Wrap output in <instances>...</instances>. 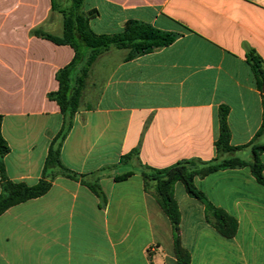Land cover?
I'll return each instance as SVG.
<instances>
[{
	"label": "crops",
	"instance_id": "0c3cea01",
	"mask_svg": "<svg viewBox=\"0 0 264 264\" xmlns=\"http://www.w3.org/2000/svg\"><path fill=\"white\" fill-rule=\"evenodd\" d=\"M63 0H0L1 135L9 147L7 178L27 186L41 178L62 117L56 73L74 57L60 37ZM96 12V35L142 22L176 35L170 45L128 58L111 48L85 80L79 109L60 150L64 167L97 181L105 203L79 181L56 177L43 196L0 215V264H179L171 224L135 164L162 169L215 157L220 107L228 110L230 145H248L262 121V93L247 63L264 62V0H83ZM258 143H264L259 138ZM138 149V159L122 162ZM249 160L250 148L236 152ZM264 164V154L260 155ZM134 172L124 181L116 175ZM194 184L238 223L233 238L205 219L202 203L173 188L188 264H264V186L249 168L218 171Z\"/></svg>",
	"mask_w": 264,
	"mask_h": 264
},
{
	"label": "trees",
	"instance_id": "16d2710c",
	"mask_svg": "<svg viewBox=\"0 0 264 264\" xmlns=\"http://www.w3.org/2000/svg\"><path fill=\"white\" fill-rule=\"evenodd\" d=\"M54 2L55 0H53V8H55ZM82 4L83 0H67L61 5L63 32L60 37L34 32L55 44L70 46L74 51V57L67 66L56 73L57 91L47 95L48 99L57 103L62 125L49 145L41 178L33 186L12 182L5 174L3 160L9 153V147L1 135L0 116V215L15 205L46 194L52 181L58 176L81 182L101 197L102 202L105 203V197L97 181L88 182L85 180L86 176L69 171L60 160L62 143L72 128L73 118L79 109L88 73L98 56L111 48L129 50L128 58L131 59L166 47L177 37L137 21L126 22L120 33L96 35L89 27V20L96 12L84 13ZM246 59L255 75L257 87L264 95V62L252 50L247 51ZM227 114V108H219L218 136L214 142L215 157L213 159L209 161L196 158L185 159L162 169L143 166L140 163L135 164V172L142 177L145 187L150 185L154 187L157 203L171 224L174 252L179 264H188L189 254L182 248L180 242V214L173 196V188L177 182L183 185L190 197L203 204L206 222L227 239L235 236L238 229L237 221L222 209L215 207L196 188L194 179L204 178L218 171L247 167L255 181L264 186V164L260 161V155L264 154V143L257 142L259 138H264V96H262L261 126L254 139L246 146L232 147L230 145ZM244 148H250L251 158L249 160L240 159L235 155ZM132 158L138 159V149H133L123 156L122 162L126 163ZM133 173L116 175L113 180L115 182L124 181Z\"/></svg>",
	"mask_w": 264,
	"mask_h": 264
},
{
	"label": "rangeland",
	"instance_id": "374dc122",
	"mask_svg": "<svg viewBox=\"0 0 264 264\" xmlns=\"http://www.w3.org/2000/svg\"><path fill=\"white\" fill-rule=\"evenodd\" d=\"M63 2H67V0H63Z\"/></svg>",
	"mask_w": 264,
	"mask_h": 264
}]
</instances>
